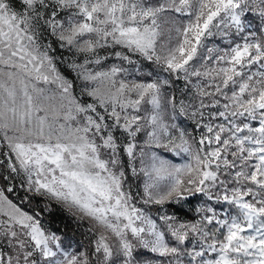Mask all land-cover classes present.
<instances>
[{"label": "snow or ice", "instance_id": "1", "mask_svg": "<svg viewBox=\"0 0 264 264\" xmlns=\"http://www.w3.org/2000/svg\"><path fill=\"white\" fill-rule=\"evenodd\" d=\"M117 48L134 72L182 77L187 102L169 79L102 67ZM0 167V264H264V0H0ZM15 180L86 221L90 245L10 199ZM198 195L193 220L137 206Z\"/></svg>", "mask_w": 264, "mask_h": 264}, {"label": "rangeland", "instance_id": "2", "mask_svg": "<svg viewBox=\"0 0 264 264\" xmlns=\"http://www.w3.org/2000/svg\"><path fill=\"white\" fill-rule=\"evenodd\" d=\"M45 39L47 41H50L52 44L53 49H55V51L52 53V55H54L55 57L58 58V67L60 68L61 72L68 77L70 80H73L74 84L77 86V88H79L80 86V81L77 80L76 78V74L75 72L69 68L67 65L74 59L73 54L71 51L69 50H62L58 47V42L56 41V39L48 34H45ZM229 40H223L221 41L220 37H215L212 40H210L208 42L209 46H213V45H218L220 48H224L229 44ZM120 49H106L104 51L101 52V55H108V59L106 61L103 62L102 67L104 68H108L112 65H119L122 67H125L128 69V73H129V77L128 78H135V79H141V78H148V73L151 72L152 74V78H159V79H167L165 73L157 68L155 65L149 64L148 62H141L139 65L140 71L134 72L133 71V67L128 65L126 62L121 61L120 59L116 58L113 55H110L111 52L114 51H119ZM133 59H137V57H133ZM197 67H199V64H197ZM182 82V85L178 86L176 88L175 91H173V85L167 86L164 89V93L166 95L171 94V95H175L177 98V101L181 100V99H185V101L187 102L186 99V94H187V88L185 85V81L182 79H180ZM178 122L180 123L181 127H184L187 131L191 132L193 135H199V133L197 132L193 122L186 118V117H178ZM169 159H172V156L168 157ZM173 163H181L183 162L182 158L177 157L175 159L172 160ZM0 173H2V175H0V187H7L8 185L5 183V179H4V174L7 173V171L3 168L0 167ZM126 174L128 175V181L127 184L128 186L131 187L132 191L134 194L136 193H141L142 192V188H143V178L141 176H137V175H133L130 171H127ZM22 179V178H21ZM23 189L17 187L15 189V191L13 193H6L10 199H13L14 202L19 203V200H16L14 197L15 196H19V191H22ZM24 191V190H23ZM13 195V196H11ZM43 199H45L47 202L50 200H48L47 198L43 197ZM194 202L191 205H186L184 207V209H186L187 211H189V213L187 215H176L175 217L178 220H193L197 218V211L196 209L201 207L202 205L205 204L207 198L202 196V195H198L195 196L193 198ZM54 203H56L61 210L66 213V214H70L63 206H61L60 204H58L55 201H52ZM21 207L24 208V210L26 211H35V209L31 210L30 208H28V206L22 205L20 204ZM137 206H142L145 207L146 211H149L151 215H153V217H156L157 215H164V214H168L170 215V209L173 206V203H166L163 206H159L156 205L155 208L153 205L151 206H147V205H140L139 203L137 204ZM215 206V205H214ZM224 207H227L226 205ZM219 211V208H218ZM71 219L75 222V224L77 225V227H79L83 232H85L87 235H89L92 239L93 237L91 236V234L89 233L88 229H89V224L84 221H78L75 217H73L70 214ZM42 223L45 224V226L47 228H49L50 230L57 232L51 225H49L45 220L42 219ZM58 233V232H57ZM75 248L77 250H79L81 247L79 245L74 244ZM143 259H149V260H153L155 261L157 259V257L155 256V254H150L147 253L146 251L143 253L142 256Z\"/></svg>", "mask_w": 264, "mask_h": 264}, {"label": "trees", "instance_id": "3", "mask_svg": "<svg viewBox=\"0 0 264 264\" xmlns=\"http://www.w3.org/2000/svg\"><path fill=\"white\" fill-rule=\"evenodd\" d=\"M167 79L171 81L170 85H173V91L180 85L182 82L176 76L165 73ZM19 196H13L16 200H19V203L25 206H28L31 210L35 209L41 213L42 219L45 220L49 225H51L58 234H61L66 241H71L73 244L79 245L80 247L87 248L90 245L92 238L83 232L75 222L71 219L70 214L64 213L61 208L52 201H46L41 196L34 194L26 193L25 191H19ZM27 197V199H25ZM194 197H190L188 200H182L179 203H173V206L170 209V215H187L189 211L184 209L186 205L193 204ZM154 208L156 205H153Z\"/></svg>", "mask_w": 264, "mask_h": 264}, {"label": "built area", "instance_id": "4", "mask_svg": "<svg viewBox=\"0 0 264 264\" xmlns=\"http://www.w3.org/2000/svg\"><path fill=\"white\" fill-rule=\"evenodd\" d=\"M8 175H9L8 172L4 174V176H8ZM5 183H6L7 185H9V181H6V180H5ZM13 183H15V184L17 185V187H19L20 180H15V181H13ZM17 187H16V188H17Z\"/></svg>", "mask_w": 264, "mask_h": 264}]
</instances>
